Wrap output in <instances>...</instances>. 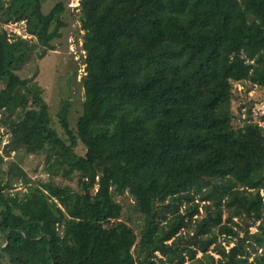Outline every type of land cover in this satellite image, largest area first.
<instances>
[{
    "label": "trees",
    "instance_id": "16d2710c",
    "mask_svg": "<svg viewBox=\"0 0 264 264\" xmlns=\"http://www.w3.org/2000/svg\"><path fill=\"white\" fill-rule=\"evenodd\" d=\"M45 1L0 0L9 264H264V126L232 109L234 83L264 87V0H79L82 111L72 129L62 103V134L36 74H19L65 25ZM21 21L27 37L3 28ZM17 152L43 155L47 177Z\"/></svg>",
    "mask_w": 264,
    "mask_h": 264
},
{
    "label": "rangeland",
    "instance_id": "374dc122",
    "mask_svg": "<svg viewBox=\"0 0 264 264\" xmlns=\"http://www.w3.org/2000/svg\"><path fill=\"white\" fill-rule=\"evenodd\" d=\"M57 2H62L64 6L61 19L65 25L60 29L61 36L54 41L56 49L48 51L41 59L34 56V59L27 63L19 71V74L25 78L32 76L34 73L36 74L35 81L43 90V97L49 104L54 121L57 120L55 114L59 111L62 103L67 101L69 103L68 121L71 128L74 129L77 118L81 114L83 102V90L80 86V80L84 74V51L81 48L82 31L80 30L77 8L79 0H46L42 4V11L44 13L48 12ZM7 29L10 31L9 26H7ZM74 71L77 75L73 79L72 74ZM236 84L234 83L233 86L236 87L237 98L232 103V109L236 116L235 124L240 126L243 123L244 118H246V108L250 107L252 119L258 122L259 125L264 126V87L251 84L248 81L239 85ZM240 106L244 107L239 110ZM55 127L59 134H62V129L57 121L55 122ZM5 139L6 137L2 139L3 142H0V147L5 142ZM75 150L80 154L84 152L80 142L77 143ZM11 156L19 162L20 166L30 177H47L43 171V155H26L23 152H17L15 154L12 153ZM13 186V193L24 192L25 190L20 182L14 181ZM118 200L124 203V218L130 215V223L139 235L142 226L141 216L130 206L131 200L126 199L125 196L119 197ZM250 230L254 232L256 230L255 226H252ZM228 246H231V244ZM4 247V237L0 233V264H9L8 255ZM215 257L218 256L215 255Z\"/></svg>",
    "mask_w": 264,
    "mask_h": 264
},
{
    "label": "built area",
    "instance_id": "2783aa9c",
    "mask_svg": "<svg viewBox=\"0 0 264 264\" xmlns=\"http://www.w3.org/2000/svg\"><path fill=\"white\" fill-rule=\"evenodd\" d=\"M7 26H9L10 31L7 29ZM16 26H17V30H16ZM3 28L8 32V35L10 33H15L17 35H21L22 37H27V35L25 34V29H24V22H9L5 25H3ZM239 85V84H237Z\"/></svg>",
    "mask_w": 264,
    "mask_h": 264
},
{
    "label": "water",
    "instance_id": "95a60500",
    "mask_svg": "<svg viewBox=\"0 0 264 264\" xmlns=\"http://www.w3.org/2000/svg\"><path fill=\"white\" fill-rule=\"evenodd\" d=\"M7 242L5 241V244H6Z\"/></svg>",
    "mask_w": 264,
    "mask_h": 264
}]
</instances>
